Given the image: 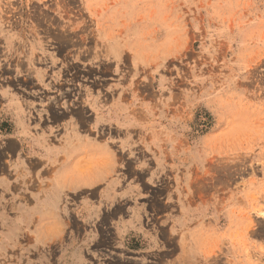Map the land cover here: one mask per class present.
I'll list each match as a JSON object with an SVG mask.
<instances>
[{
	"label": "rangeland",
	"instance_id": "1",
	"mask_svg": "<svg viewBox=\"0 0 264 264\" xmlns=\"http://www.w3.org/2000/svg\"><path fill=\"white\" fill-rule=\"evenodd\" d=\"M0 264H264V0H0Z\"/></svg>",
	"mask_w": 264,
	"mask_h": 264
},
{
	"label": "crops",
	"instance_id": "2",
	"mask_svg": "<svg viewBox=\"0 0 264 264\" xmlns=\"http://www.w3.org/2000/svg\"><path fill=\"white\" fill-rule=\"evenodd\" d=\"M71 148L73 149L72 153L68 154ZM47 152L50 156L55 155L57 157L60 156L64 158V163L60 168L56 170V172H54L53 177L55 176V174L58 175L59 172H61L66 168H72L73 170L82 172L86 176L92 177L90 178L92 180L91 181L88 180L87 182H80L71 185L55 184V186H58L57 188L53 186V177H52L51 182L49 184L50 188H47L48 190L53 188H55L56 190L60 188L59 192L61 191L89 192L92 191L94 188H96V186L99 183L108 184L111 186H117L118 191H120L121 189L126 190V187H128L126 182L127 180L124 179L125 176L124 177L114 176L115 172L113 173V169L115 167L114 164L115 162L112 163L111 159H115V157L111 156L112 154L110 151V145L107 139L100 140L90 135L74 137V135L70 133L69 139L64 144L57 145L55 147L54 146L50 147L47 149ZM16 155H17V150H14L13 154L10 155V159L12 158L15 159ZM88 164H90L91 166H89ZM120 164L121 162L119 163V169H121ZM42 165L43 163L41 161L34 164L35 169L39 167L38 173L40 172L41 176L46 175L49 172V170H47V168H43ZM79 165H81L82 167ZM122 174H125V172H123ZM116 180H118V182ZM136 191H137L136 189L130 188V192L136 193ZM86 199H83L82 202H85ZM118 202H123V199L120 198V201Z\"/></svg>",
	"mask_w": 264,
	"mask_h": 264
}]
</instances>
